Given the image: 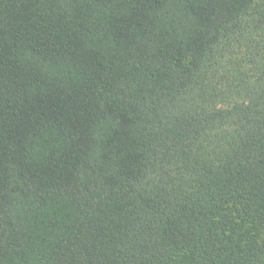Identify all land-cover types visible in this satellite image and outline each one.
Returning a JSON list of instances; mask_svg holds the SVG:
<instances>
[{"label": "trees", "instance_id": "trees-1", "mask_svg": "<svg viewBox=\"0 0 264 264\" xmlns=\"http://www.w3.org/2000/svg\"><path fill=\"white\" fill-rule=\"evenodd\" d=\"M0 264H264V0H0Z\"/></svg>", "mask_w": 264, "mask_h": 264}]
</instances>
